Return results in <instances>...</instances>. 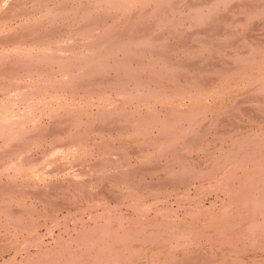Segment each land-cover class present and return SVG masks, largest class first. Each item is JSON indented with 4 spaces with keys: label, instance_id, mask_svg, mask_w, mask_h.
Returning <instances> with one entry per match:
<instances>
[{
    "label": "bare ground",
    "instance_id": "obj_1",
    "mask_svg": "<svg viewBox=\"0 0 264 264\" xmlns=\"http://www.w3.org/2000/svg\"><path fill=\"white\" fill-rule=\"evenodd\" d=\"M11 60L0 70L10 80L0 83L4 170L35 188L61 172L79 190L78 221L91 210L81 230L44 243L38 226L50 222L54 232L71 218L59 216L66 208L26 218L11 209L15 197L31 202L19 198L25 186L2 194L0 227L14 229L5 247L14 258L27 253L12 263L264 264V0H0V68ZM92 92L104 105L94 118ZM54 113L58 124L67 115L75 132L44 125L41 115ZM106 120L127 131L117 146L105 138L113 130ZM62 135L64 147L55 143ZM91 138L101 139L94 147L104 157L97 169L76 168V156L91 155ZM136 141L154 151H126ZM130 171L147 185L128 184ZM90 174H112L118 198L95 197ZM193 184L194 196L179 192ZM220 191L217 209V201L206 206ZM174 193L179 206L188 204L183 217L163 205ZM122 202L130 212L120 213Z\"/></svg>",
    "mask_w": 264,
    "mask_h": 264
},
{
    "label": "rangeland",
    "instance_id": "obj_2",
    "mask_svg": "<svg viewBox=\"0 0 264 264\" xmlns=\"http://www.w3.org/2000/svg\"><path fill=\"white\" fill-rule=\"evenodd\" d=\"M257 32H255L254 34H256ZM185 41H189V38H187L186 40H184L183 42H185ZM9 63V64H8ZM11 63H12V60H11V62L10 61H8L6 64H5V68L3 67V68H0V70L1 71H3L4 69H6V67H9L10 65H11ZM199 65V64H198ZM196 68H197V71H199L200 69H203L204 68V65L202 64V65H200V66H197V64H196ZM6 71V70H5ZM1 74V73H0ZM7 76V75H6ZM6 76H0V83L1 82H5V83H9V81L10 80H8V78L9 77H6ZM181 81H183V80H181ZM26 83H29L30 85H31V81L29 80L28 82H26ZM104 83V82H103ZM13 85V82L11 81V86ZM108 96H111L112 97V95H111V93L110 92H108V94H107ZM92 101H94L95 103L92 105V106H89V108H88V113H89V115L92 117V118H94L95 116H96V114L95 113H97V112H99V111H101V110H103V104L102 103H100L99 101H98V95L94 92V94H93V92H92ZM95 97V98H94ZM75 98L76 99H74L75 100V102H76V107H81V108H84L85 109V106H86V98H83V97H81V96H79L78 94H75ZM82 99H84V100H82ZM78 102H77V101ZM130 106V105H129ZM101 108V109H100ZM142 109H146L147 107H144V105L141 107ZM90 111V112H89ZM60 112L62 113L63 111H61L60 110ZM91 113H92V115H91ZM39 113H36V115H38ZM57 114H53L52 116H49V115H45V114H42L41 115V117H40V119L44 122V125L45 124H47L48 125V123H54L55 124V127L56 128H58V130H60V132L61 133H63V134H66V133H68V130L70 131V133L72 132V133H74L75 132V129H74V127H73V124L71 123V122H69V121H65L66 119H67V115H65V114H63L64 115V119H63V117H61V119H62V123L61 124H58V123H56L55 122V120H54V116H56ZM62 115V116H63ZM87 116V115H86ZM84 118V117H83ZM50 119V120H49ZM52 120V121H51ZM51 121V122H50ZM106 122H108V124L106 123ZM70 123V124H69ZM98 123V122H97ZM97 123L94 125L95 127H97ZM105 123V125H108L109 127H113V128H111V129H113L112 131L111 130H109V129H107L106 131L109 133L108 135H106V137L105 138H113V140H111L110 141V143H114V144H111V145H113V146H117V145H119V141H120V139H122V136H121V134L122 133H124L125 135L127 134V131H125V129H123V128H121V129H119L121 126L119 125V123H117V124H115L117 127H114L115 125H114V123L112 122V121H110V120H106V121H104L103 122V124ZM111 124V126H110V124ZM52 125V124H51ZM48 127H50L49 125H48ZM67 127V128H66ZM70 127V128H69ZM115 128V129H114ZM126 128V127H125ZM54 128H51L50 130H53ZM72 129V130H71ZM119 130V131H117V130ZM126 130H127V128H126ZM126 132V133H125ZM71 135V134H70ZM111 135H113V136H111ZM120 135V136H119ZM62 137H64L63 135L62 136H60L59 138H61L60 140H58V139H56V141L57 142H55V143H57V144H59L60 146H63L64 147V145L67 143L66 142V140L64 139V138H62ZM67 138V140L68 141H70V138L69 137H66ZM97 140H99V141H101V139H98V138H96ZM94 140V139H90L89 141H88V146L86 147V148H88V149H91L92 150V153H91V155H89V156H87L86 158L85 157H83V156H76V157H81V158H76L77 160H75L74 161V163L75 164H73V166H76V168L77 167H81V168H83L84 169V167H86V166H88V164H90V166L92 167V166H94L95 167V169H97L96 167V165H98L99 163V161H97V160H99L100 158H99V155H102V157H104V151H106V150H102V151H100L101 153L99 154L98 153V150L97 151H95L96 149H97V147H94L96 144H100L101 142H99V141H97V140ZM62 141H64V142H62ZM50 142V143H49ZM54 141H48V142H45V144H43L42 145V147H41V149L39 150V152H40V154H42V153H44V151L46 150V148H49V146L53 143ZM63 143V144H62ZM20 144V143H19ZM4 145V144H3ZM141 145V146H140ZM145 146V147H144ZM133 147H134V149H133ZM103 148H104V146H103ZM143 150H142V149ZM148 148H150L148 145H143V143H141V142H138V141H136V142H134V143H132L131 145H129L128 147H127V149H126V151H128V152H130V153H133V154H138V155H140L141 154V152L142 151H150V152H153L154 150L153 149H148ZM6 146L4 145V146H0V151H4V152H6ZM63 149H65V148H63ZM132 149V150H131ZM130 150V151H129ZM121 151H123V150H119V152H121ZM96 152V153H95ZM96 155V156H95ZM198 155V153H193V156H197ZM199 156V155H198ZM93 157V158H92ZM101 157V158H102ZM83 158V159H82ZM96 158V159H95ZM123 158H121V162H123V160H122ZM193 159H196V158H193ZM94 160L96 161V163L94 164ZM101 161H102V159H100ZM134 160V161H133ZM4 161H5V163H4ZM133 163H132V165L133 166H131V168H134L135 167V165H137L139 162L138 161H136L135 160V158H132V160H131ZM163 161V160H162ZM162 161H159V162H161V163H163ZM3 162V163H2ZM90 162V163H89ZM120 162V163H121ZM138 162V163H137ZM82 163H84L85 164V166H83V164ZM124 163H121V165H123ZM2 165V166H1ZM6 157H4V158H1L0 157V186H3L2 188L0 187V198L2 197V194H4V193H6L7 195L11 192L12 193V191L14 192L15 190L16 191H19V189H20V187H22L23 185L25 186V187H23L24 189H25V192H24V194H18L19 195V198H23L24 200L25 199H29L31 202L30 203H26V206L24 207V206H21L19 203L21 202V201H19V202H15V200H16V197L14 198V201H13V204H12V206H11V209L13 208L14 209V211H22V213L26 216V218L27 217H32L33 215H32V213L30 214L29 212L32 210V212H34L33 214H34V217H36L37 215H38V213H46V215L48 216V215H50V214H54L55 212H57V210H58V208L61 206V205H63L64 206V208H66L64 211H62V210H60L59 212H58V214H59V216L61 217V218H63L62 216L66 213L67 214V212L68 213H70L69 215H70V217L71 218H69L68 219V221L67 222H65L64 220H62V222H63V225L61 226H58V227H56L55 228V230H54V232H50V229H52V225H49L50 224V222H49V224L47 223V224H45V225H43V224H41L40 226H38V229L36 230V233L34 234L35 236H37L39 233V235L40 236H42V238H43V241H44V243H53L54 241H55V239L57 238L56 236L59 234V233H63V234H66V236H68V235H72L74 232H77L78 230H81L83 227H85V225H86V223L88 224V222L87 221H89L90 219H89V213H90V211L91 210H87L86 212H84L85 214V217H83V220L82 221H84V222H81V221H78V219H79V214H77L75 211H76V205H77V202H80V201H82V199L78 196V192H79V190H75V189H72L73 188V186H72V184H69V183H66L67 181H65V175H63L61 172H55V173H52V176L49 178L48 177V180H47V182L45 183V184H40L39 185V187H37V188H35V183H33V182H28L29 180H27V179H25L23 176H21L20 174H15V171L14 170H12V171H7V170H4V168L6 169ZM59 167V166H58ZM62 167V166H61ZM99 167V166H98ZM80 168V169H81ZM112 168L113 167H111V170H112ZM129 169V170H131L132 172H134L132 169ZM122 169H124V168H122ZM114 170V169H113ZM115 171V170H114ZM130 171V172H131ZM97 172V171H96ZM130 173V175H132V176H130V178L131 179H128V184H130V185H132L133 187H136L137 189L138 188H142V187H137L138 186V184L140 185V186H145V185H147V183L148 182H144L143 180H141V178L140 177H137L138 175H134V173H136V172H134V173ZM114 175H113V179H114V177H115V173H113ZM137 174V173H136ZM18 175V176H17ZM56 175V176H55ZM112 176V174H110V175H108V178L109 177H111ZM159 176V177H158ZM22 177H23V180H22ZM92 177H94V179L96 180V182H93V178ZM92 177H91V174H90V178H91V180H92V188L91 189H93V190H91V192L93 193H95V194H97V193H99L98 195H95V197H100L101 196V198L103 197V200H105V201H107L108 202V199H110V198H118L117 196V194H116V192L115 191H113L112 189H113V186H111V184H113V182H111V180L110 179H108V178H105V177H103V179L102 178H100V176L98 175V176H95V174L94 175H92ZM137 177V178H136ZM61 178V179H60ZM154 178H158V180H160V181H158V180H156V183H159L160 185H162L163 183H164V181H161V176L160 175H156V176H154ZM151 181V178H149L147 181ZM56 181V182H55ZM131 181H132V183L134 182V185H137V186H134L132 183H131ZM17 182H18V184H17ZM97 182H100V183H97ZM137 182V183H136ZM140 182V183H139ZM4 183V184H3ZM162 183V184H161ZM3 184V185H2ZM13 184H15V185H13ZM22 184V185H21ZM12 187H10V186ZM8 186V187H7ZM51 186V187H50ZM61 186V187H60ZM31 187V188H30ZM50 187V188H49ZM55 187V188H54ZM63 187H65V188H63ZM67 187V188H66ZM193 187V188H192ZM194 187H196L195 186V184H193V185H189L188 187H183V188H179V192H184V191H189V194L191 195V196H194L195 195V191H196V188H194ZM6 188V189H5ZM9 188V189H8ZM1 189H3V190H1ZM22 189V188H21ZM48 189H49V192H48ZM72 189V190H71ZM190 189V190H189ZM33 190V191H32ZM71 191V193H72V191H73V193L76 195V199L75 198H73L72 199V196L70 197V195L69 194H71V193H69V191ZM100 190V191H99ZM107 192H106V191ZM15 191V192H16ZM77 192V193H76ZM90 192V193H91ZM37 195H36V194ZM69 193V194H68ZM193 193V194H192ZM38 194H41V195H38ZM116 194V195H115ZM147 194V191L145 192V194L143 195V197H145V195ZM219 199L217 198V196H216V194L214 193V194H211V195H209L208 197H206V199H205V203L207 204L206 206H210L211 204V202H216V209H217V207L219 206V204L222 202V200H225L224 199V193L222 192V191H220L219 193ZM17 195V196H18ZM176 193H174L173 195H171L169 198H168V201H166V202H164L163 203V205H169V207L170 208H172V209H174V211H173V213H177V214H179L180 215V217H183V215L187 212L188 213V209H186L187 207H188V204L187 205H182V206H179L178 204H177V202H176ZM34 196H35V198H34ZM41 196V197H40ZM110 196V197H109ZM112 196V197H111ZM221 196V197H220ZM31 197V198H30ZM109 197V198H108ZM214 197V198H213ZM63 198V199H62ZM169 199H170V201H169ZM221 199V200H220ZM41 200V201H40ZM45 200V201H44ZM221 201V202H220ZM52 202L54 203V204H52ZM58 202V203H57ZM85 202V201H84ZM15 203V204H14ZM60 203V204H59ZM70 203V204H69ZM127 202H122L121 203V211H120V213H123V212H130V210L127 208V206L125 205ZM204 203V204H205ZM48 204V205H47ZM56 204V205H55ZM105 204H107L106 202H105ZM124 205V206H123ZM14 206V207H13ZM176 206H177V208H176ZM22 207V208H21ZM31 207H32V209H31ZM36 209H35V208ZM124 207V208H123ZM18 208V209H17ZM24 208H26V209H24ZM17 209V210H16ZM30 209V210H29ZM215 209V208H214ZM27 210H29V211H27ZM35 210V211H34ZM175 210H177V212L175 211ZM186 210V211H185ZM195 210H197V209H195ZM61 212V213H60ZM63 212V213H62ZM65 212V213H64ZM104 211H103V209H99V211H97V215L99 216V217H101V215H99V213H103ZM96 213V212H95ZM172 213V214H173ZM62 215V216H61ZM87 215V216H86ZM24 216V217H25ZM74 216L75 217H77V218H75V220L77 219V221H75L74 219H72V218H74ZM54 217V216H53ZM47 218V217H46ZM49 218V217H48ZM50 218H52V217H50ZM85 218V219H84ZM102 218V217H101ZM32 221V220H31ZM23 222H24V220H23ZM69 225V226H68ZM47 226V227H46ZM71 226V227H70ZM79 227V228H78ZM71 228V229H70ZM78 228V229H77ZM3 230V231H2ZM67 230V231H66ZM74 230H76V231H74ZM14 231V229L13 228H11L10 229V231H8L7 229H3V228H1L0 227V264H4V260H5V264H18V263H12L13 262V260H14V262H18L20 259L19 258H21V257H23V256H26V252H24L23 254H20L21 256H19V255H17V257L16 258H14L13 256H14V254H12L14 251L12 250V251H7V249H6V247L5 246H7V245H9V244H13V240H12V235L10 234V233H12ZM50 232V233H49ZM57 233V234H56ZM11 235V236H10ZM6 237V238H5ZM38 238H39V236H37ZM37 237L35 238V240H37ZM12 240V241H11ZM48 240V241H47ZM11 241V242H10ZM6 244V245H5ZM175 245V244H174ZM35 247V248H34ZM168 249V248H167ZM37 246H36V243L35 242H32V244H31V246H30V248H29V252L30 253H34V251L35 252H37ZM45 254H47V251H45ZM11 255V256H10ZM11 257V258H10ZM3 258H4V260H3ZM3 260V261H2ZM7 262V263H6Z\"/></svg>",
    "mask_w": 264,
    "mask_h": 264
}]
</instances>
